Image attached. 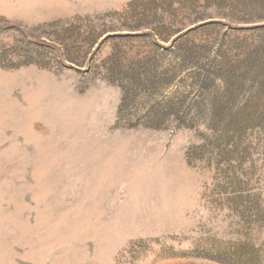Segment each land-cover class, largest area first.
Wrapping results in <instances>:
<instances>
[{
	"label": "rangeland",
	"instance_id": "rangeland-1",
	"mask_svg": "<svg viewBox=\"0 0 264 264\" xmlns=\"http://www.w3.org/2000/svg\"><path fill=\"white\" fill-rule=\"evenodd\" d=\"M0 264H264V0H0Z\"/></svg>",
	"mask_w": 264,
	"mask_h": 264
},
{
	"label": "trees",
	"instance_id": "trees-1",
	"mask_svg": "<svg viewBox=\"0 0 264 264\" xmlns=\"http://www.w3.org/2000/svg\"><path fill=\"white\" fill-rule=\"evenodd\" d=\"M194 61V60H193Z\"/></svg>",
	"mask_w": 264,
	"mask_h": 264
}]
</instances>
